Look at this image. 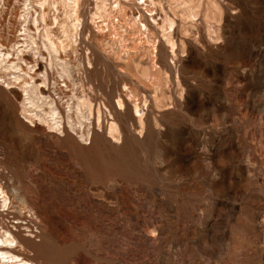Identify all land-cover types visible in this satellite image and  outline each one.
<instances>
[{
	"label": "rangeland",
	"instance_id": "rangeland-1",
	"mask_svg": "<svg viewBox=\"0 0 264 264\" xmlns=\"http://www.w3.org/2000/svg\"><path fill=\"white\" fill-rule=\"evenodd\" d=\"M67 1L0 0V264H264V0Z\"/></svg>",
	"mask_w": 264,
	"mask_h": 264
},
{
	"label": "bare ground",
	"instance_id": "bare-ground-1",
	"mask_svg": "<svg viewBox=\"0 0 264 264\" xmlns=\"http://www.w3.org/2000/svg\"><path fill=\"white\" fill-rule=\"evenodd\" d=\"M67 1V0H66ZM71 1V0H70ZM73 1V0H72ZM68 2V1H67ZM66 2V3H67ZM76 2V1H75ZM68 6H70V5H68ZM72 6V5H71ZM74 6V5H73ZM77 6V5H76ZM75 9V8H74ZM76 10V9H75ZM76 12V11H75ZM43 18V17H42ZM44 19H46V18H44ZM45 22V21H44ZM78 23H80V22H78ZM78 27V26H77ZM144 28H146V26L144 27ZM77 30V29H76ZM68 39H70V38H68ZM51 44V43H50ZM52 45V44H51ZM52 48H53V46H51ZM54 50V49H53ZM57 51V50H56ZM120 104H121V102H120ZM119 104V105H120ZM134 109H137V106H136V108L134 107ZM135 111V110H134ZM138 113V112H137ZM135 114V113H134ZM1 191H2V189H1ZM4 193V192H3ZM2 194V193H1ZM3 195V194H2ZM5 196V195H4ZM3 201V200H2ZM6 205H7V201L6 200H4L3 201V208L4 207H6ZM14 236V235H13ZM15 237V236H14ZM14 237H13V241H14ZM16 238V237H15ZM7 241H8V239H6ZM1 241V240H0ZM7 241H6V243H7ZM10 241H11V239H10ZM17 243V242H16ZM1 244H2V242H1ZM4 244V243H3ZM7 248V247H6ZM4 249V248H3ZM10 249V248H9ZM13 250V249H12ZM7 250H5V252H6ZM10 251H11V249H10ZM16 251V250H15ZM9 252V251H8ZM7 252V253H8ZM14 252V251H13ZM10 256H11V254H10ZM7 257H8V254H7ZM1 258V257H0ZM14 258V257H13ZM14 259H16V258H14ZM18 259H20L19 257L17 258V261H20V260H18ZM10 260V259H9ZM12 260V259H11ZM14 261V260H13ZM11 262V261H10ZM24 262H27V261H24ZM17 264H18V262H16ZM20 264V263H19ZM23 264V263H22ZM24 264H26V263H24Z\"/></svg>",
	"mask_w": 264,
	"mask_h": 264
}]
</instances>
